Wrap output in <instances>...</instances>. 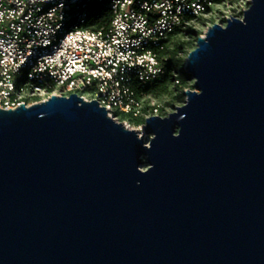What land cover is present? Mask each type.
Returning a JSON list of instances; mask_svg holds the SVG:
<instances>
[{
    "label": "water",
    "instance_id": "water-1",
    "mask_svg": "<svg viewBox=\"0 0 264 264\" xmlns=\"http://www.w3.org/2000/svg\"><path fill=\"white\" fill-rule=\"evenodd\" d=\"M186 69L142 137L77 93L0 108V264H264V0Z\"/></svg>",
    "mask_w": 264,
    "mask_h": 264
},
{
    "label": "built area",
    "instance_id": "built-area-1",
    "mask_svg": "<svg viewBox=\"0 0 264 264\" xmlns=\"http://www.w3.org/2000/svg\"><path fill=\"white\" fill-rule=\"evenodd\" d=\"M212 4L108 0L112 19L96 29L84 0H0V108L77 93L118 121L139 116L138 91L165 73L167 39Z\"/></svg>",
    "mask_w": 264,
    "mask_h": 264
},
{
    "label": "rangeland",
    "instance_id": "rangeland-1",
    "mask_svg": "<svg viewBox=\"0 0 264 264\" xmlns=\"http://www.w3.org/2000/svg\"><path fill=\"white\" fill-rule=\"evenodd\" d=\"M251 4L252 0H213L212 10L204 15L202 19L194 21L193 25L201 31L200 37L204 36L209 28L217 23L226 25L227 20L232 17L243 19L245 10H247ZM101 6L102 5L96 2V0H91L90 4L87 6V10L92 14L97 12ZM198 40L199 38L197 37L191 38L185 35H177L169 45L170 49H180L178 57L184 60L185 67H187L190 53L198 46ZM161 86L162 84H159L157 89L160 90ZM189 89H195L194 78L188 83L186 88H183L181 83L174 81L168 84V89L164 92L141 97L142 116L147 120L154 115L165 117L170 113L175 112L177 107L183 106L186 103V91ZM180 96H183L184 99L180 100ZM146 120L145 123L140 125L132 124L131 126V129H136L139 132L140 137L144 135V124H146ZM152 137L153 135L147 136L148 143ZM143 159L146 161V157ZM148 167L149 164L145 163L141 168L147 170Z\"/></svg>",
    "mask_w": 264,
    "mask_h": 264
},
{
    "label": "trees",
    "instance_id": "trees-1",
    "mask_svg": "<svg viewBox=\"0 0 264 264\" xmlns=\"http://www.w3.org/2000/svg\"><path fill=\"white\" fill-rule=\"evenodd\" d=\"M90 2L91 0H84V6L87 8ZM96 2L100 3L102 6L97 12L91 14L88 25H94V27L97 29L109 25L112 19V12L108 6V0H96ZM209 10L211 11L212 7H209ZM202 18L203 16H198L195 18L188 17L187 19L189 20L193 19L191 20L192 24H185L184 27L177 29L174 34L170 35V37L167 39L165 49L161 53V63L165 69V73L158 79L148 84L146 87L140 89L138 91V99H141V97L145 95H156L164 92L168 89V84L174 81L181 83L183 88H186L188 86V83L192 80V76L184 66V60L178 57L180 49H170L169 45L177 35L199 38L201 35V31L194 27L193 22ZM159 84H162L160 90L157 89V86ZM183 99V96H180V100ZM120 120H127L133 125H140L142 123H145L146 119L142 116V114H139V116H135L133 113H123L121 114Z\"/></svg>",
    "mask_w": 264,
    "mask_h": 264
}]
</instances>
